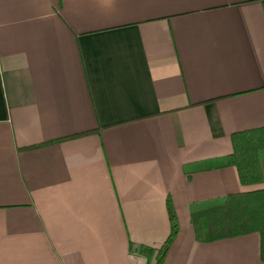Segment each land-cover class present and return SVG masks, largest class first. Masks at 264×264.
Masks as SVG:
<instances>
[{
  "label": "crops",
  "instance_id": "crops-1",
  "mask_svg": "<svg viewBox=\"0 0 264 264\" xmlns=\"http://www.w3.org/2000/svg\"><path fill=\"white\" fill-rule=\"evenodd\" d=\"M261 127L264 0H0V264H264L191 220Z\"/></svg>",
  "mask_w": 264,
  "mask_h": 264
},
{
  "label": "trees",
  "instance_id": "trees-1",
  "mask_svg": "<svg viewBox=\"0 0 264 264\" xmlns=\"http://www.w3.org/2000/svg\"><path fill=\"white\" fill-rule=\"evenodd\" d=\"M231 139L233 152L227 156L226 165L237 168L244 186L263 183L261 152L264 151V127L235 132ZM46 144L48 143L29 148H38ZM167 205L171 233L158 251L156 264H164L167 253L180 230L178 215L170 199ZM191 220L196 239L205 243L259 233L261 259L264 262V189L230 194L220 205L193 211Z\"/></svg>",
  "mask_w": 264,
  "mask_h": 264
}]
</instances>
